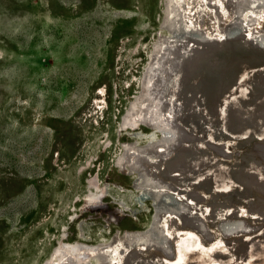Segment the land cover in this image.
I'll return each mask as SVG.
<instances>
[{
    "label": "rangeland",
    "instance_id": "rangeland-1",
    "mask_svg": "<svg viewBox=\"0 0 264 264\" xmlns=\"http://www.w3.org/2000/svg\"><path fill=\"white\" fill-rule=\"evenodd\" d=\"M162 1L0 0V264H51L60 242L95 247L97 264H114L113 247L124 264H155L152 256L171 259L158 224L183 241L174 264H201L207 252L230 264L226 250L242 260L263 246L264 212L251 213L249 204L250 194L264 190L230 180L240 166L207 159L178 165L177 154L200 139L150 89L152 81L160 96L174 94L171 75L160 69L142 83L157 47L162 54L202 41L177 17L166 22ZM160 121L173 130L151 136ZM233 150L216 155L224 160ZM257 160L264 164V155ZM209 224L215 232H207ZM249 229L255 230L241 239L248 247L234 253L225 239ZM187 238L200 254L186 247ZM143 248L149 257L141 258Z\"/></svg>",
    "mask_w": 264,
    "mask_h": 264
},
{
    "label": "bare ground",
    "instance_id": "bare-ground-1",
    "mask_svg": "<svg viewBox=\"0 0 264 264\" xmlns=\"http://www.w3.org/2000/svg\"><path fill=\"white\" fill-rule=\"evenodd\" d=\"M164 3L165 9L163 11L165 12L166 22H169L170 17H177V22L181 24L184 31L195 35L196 33L202 34L206 39V41L192 40L193 42L190 46L169 49L167 53L162 54L160 53L161 47H157L159 49L155 50L156 54L150 58L151 60L148 63L149 73L142 79L143 84L147 83L152 76L160 74V69H163L161 75H171V81L175 86L174 94L173 89L171 88L172 90H170L173 96H166V93L160 96L158 86L152 81L149 82L150 89L159 101L174 105V121L179 123L185 132L195 133L200 139L188 152L186 151L182 154L183 150L182 153H178L176 163L182 165L183 162H187L188 166H193V164L207 159L214 164H221L222 168L230 164L240 166L237 168V172L233 171L234 169L231 170L233 171L232 173L230 172L233 178L230 177V180L242 181L245 185L264 190V182H258V179H256V170L264 172V164L255 162L257 157L259 159L257 161H261L260 159H263L264 155V0H165ZM244 3H246L245 8L242 11L240 10V14L237 13L235 9H238ZM236 13L239 15H236ZM237 22L242 28L240 29L239 37L234 38L232 35L233 30L239 29L231 27L236 25ZM230 30H232V33ZM232 42H240L242 47L233 49L234 53L230 54L226 44L230 45ZM137 123L135 122L132 125L134 126ZM152 126L154 131L151 136H155L154 133L162 129L167 128L168 132L173 130L170 125L163 123V121ZM176 132L175 134L178 135L179 130ZM160 145L163 146V144ZM203 145H207L211 151L209 152L206 148H203ZM258 145L263 148L255 150ZM233 148L238 149V151L234 152L233 150L234 154L227 156L224 160L216 155L221 150L225 151ZM217 168L220 169L219 167ZM228 168L226 171H228ZM221 170L219 171L221 172ZM189 172H191L190 169ZM203 172L205 174V171ZM221 174L226 175L224 173ZM225 177L223 176L224 179L228 180ZM246 177H248L247 180H244ZM197 180L195 179V181ZM213 180L219 181L220 179L213 178ZM230 180L228 181V183L230 182L229 184L232 182ZM221 181L223 182L222 178ZM228 183L227 187H229ZM211 186L210 188H212ZM224 188L226 190V186ZM250 195L251 204H249V211L256 213V210H260L263 213L264 211H261V209L264 208V195ZM207 199L208 195L206 194L205 200L210 202L211 199ZM230 203L222 202L221 206H228ZM243 223L245 224L246 221H243ZM162 226L163 224H158L162 236L170 243L171 259L161 258L157 260V257L154 259L153 256L152 258L156 260L155 264H162V260L167 261L168 264H174L180 258V250H182L180 244L183 241L176 243L173 240L172 233L164 227L163 230ZM200 227V229H204V225ZM182 229L186 232L185 228ZM208 230L215 232L211 224H209L207 232ZM253 230L255 229H249L245 232L241 231L245 233L242 235H234L235 233L229 232L231 236L225 240L233 243L231 246L235 248L234 253L238 250L240 251L246 245L241 239L252 234L251 231ZM215 235L216 233H214ZM261 237L258 236L256 238ZM212 239L213 236L206 245H210ZM185 242L187 243L186 247L191 248L193 252H195L194 250H201V247L194 240L188 239ZM214 243L216 244L217 242ZM62 244L63 242H60L59 246L52 251L53 254L50 256L51 264H84L85 259H88L85 264L99 263L98 258L95 256L96 253H94L95 247L82 244ZM117 250V247H113L109 253L111 256L110 260L112 262L115 261L114 264H124L126 260L122 257L123 254H119ZM138 250L141 252V258L149 257L148 248ZM226 253L230 258V264H264V244L259 248V252H253L251 249L249 256L242 260L241 258L238 260L230 249L228 252L226 250ZM210 255H208V252L205 253L201 264H220L212 259ZM196 260L197 258L195 257ZM194 263L198 264L197 262Z\"/></svg>",
    "mask_w": 264,
    "mask_h": 264
},
{
    "label": "water",
    "instance_id": "water-1",
    "mask_svg": "<svg viewBox=\"0 0 264 264\" xmlns=\"http://www.w3.org/2000/svg\"><path fill=\"white\" fill-rule=\"evenodd\" d=\"M239 32H240V29H239ZM242 33V32H241ZM240 34V33H239ZM196 35H198L199 37H201V40L202 41H206V39L203 37V35L202 34H197L196 33ZM239 47H242L241 46V43L240 42H232V43H230V45H227L226 44V48H227V50L229 51V53L230 54H233L234 52H233V49H235V48H239ZM257 52H259V51H257ZM261 53V52H260ZM194 249H196V248H194ZM193 249V250H194ZM194 251H196V254L198 255V254H200V253H198L197 252V250H194Z\"/></svg>",
    "mask_w": 264,
    "mask_h": 264
}]
</instances>
